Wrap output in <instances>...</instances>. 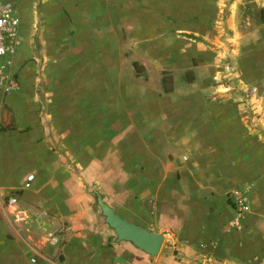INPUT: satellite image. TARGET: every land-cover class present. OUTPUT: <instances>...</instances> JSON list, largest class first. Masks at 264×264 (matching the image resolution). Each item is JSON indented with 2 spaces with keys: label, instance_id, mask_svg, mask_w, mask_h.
Returning a JSON list of instances; mask_svg holds the SVG:
<instances>
[{
  "label": "crops",
  "instance_id": "1",
  "mask_svg": "<svg viewBox=\"0 0 264 264\" xmlns=\"http://www.w3.org/2000/svg\"><path fill=\"white\" fill-rule=\"evenodd\" d=\"M176 1H13L29 30L13 64L0 61V264H264V89L246 99L257 116L240 115L237 62L264 59V0H235L227 83L208 45L218 30ZM131 56L162 77L192 59L208 72L183 95L129 86ZM232 190L247 197L239 216ZM97 197L160 233L157 254L117 240Z\"/></svg>",
  "mask_w": 264,
  "mask_h": 264
},
{
  "label": "rangeland",
  "instance_id": "2",
  "mask_svg": "<svg viewBox=\"0 0 264 264\" xmlns=\"http://www.w3.org/2000/svg\"><path fill=\"white\" fill-rule=\"evenodd\" d=\"M10 1L12 6L15 10V16L18 19V35L19 37H25L28 35V28L29 26L26 24L25 17L22 18L19 6L14 4V0H7ZM177 4H182L183 0H177ZM193 6H189V8H184V11L188 10L189 20L191 21H197L199 23V26H204L205 28L210 26L214 27L213 29L218 30V34H220V41H212L210 44V48L216 47L217 48V64H218V73L215 74V80L217 83L225 82L227 83V80H222V76L226 73H231L230 75H233L235 68L232 65L235 59L232 58L233 51L230 49L232 48V39L229 37L230 30H231V24L228 25V17L230 14V17H232L233 9L235 7V0H194ZM217 7V8H214ZM219 8V10H218ZM245 9V8H244ZM246 10V9H245ZM260 15L259 17H256L257 20H263L264 16L261 11H257ZM255 19V20H256ZM235 22L240 23H249L251 22V14L248 10L241 13L240 16H238L235 19ZM126 33V32H125ZM125 38V34L123 36ZM126 43V38H125ZM24 41H21L19 44H17L14 47L13 53L10 55H7L11 63L13 64L15 55L20 51V49L23 47ZM207 44V43H205ZM207 51H211L208 49ZM131 48H128L127 46H124V56L128 57V54L131 53ZM4 56L0 57V61L3 60L2 58ZM131 56L129 59L124 60L125 64V71L126 73L130 71V75H126L127 82L129 83V86H131V83H147L150 86H156L157 90L161 85H163L161 78L164 81L165 87H168L169 89H172L175 93V95H183L186 92H188L189 85L194 83V80H199L205 77V75L208 72L207 67L205 64L198 65L201 63H197L196 60H191V66L188 67V71L184 73L182 68L177 69L174 68V72L171 75H164L162 77V73L165 74L167 71L165 70H159L156 69L157 66L155 65H149L148 68L144 66H136L133 62H131ZM240 63V67H242V71H244L248 77L249 85L247 88L243 89V98H241V107L239 110L240 115H243L245 117H256L257 114L255 113L254 109H252L246 99L250 96L251 93L258 91L260 88L264 89V59H257V60H240L238 61ZM253 63V64H252ZM11 64V65H12ZM135 65V66H134ZM147 70V74L142 75V69ZM125 79V78H124ZM95 80V79H94ZM134 85H132V88H134ZM136 87H139L138 85ZM162 87V86H161ZM144 93V89H142ZM161 90V88H160ZM138 91V90H137ZM141 93V94H142ZM161 94V92H158Z\"/></svg>",
  "mask_w": 264,
  "mask_h": 264
},
{
  "label": "built area",
  "instance_id": "3",
  "mask_svg": "<svg viewBox=\"0 0 264 264\" xmlns=\"http://www.w3.org/2000/svg\"><path fill=\"white\" fill-rule=\"evenodd\" d=\"M18 19L15 16V10L10 1L0 0V57L13 53L14 47L19 42ZM9 84V87H13ZM32 180V175L28 174L23 182V187H28ZM227 200L230 207L239 216L248 210L246 195L238 190H232L227 193ZM7 205H15V195H9L5 198ZM15 221H23L25 215L19 210H14Z\"/></svg>",
  "mask_w": 264,
  "mask_h": 264
},
{
  "label": "water",
  "instance_id": "4",
  "mask_svg": "<svg viewBox=\"0 0 264 264\" xmlns=\"http://www.w3.org/2000/svg\"><path fill=\"white\" fill-rule=\"evenodd\" d=\"M96 203L104 217V221L112 228L117 240L130 241L150 256L157 254L162 243L160 233L149 231L121 218L100 197L96 198Z\"/></svg>",
  "mask_w": 264,
  "mask_h": 264
},
{
  "label": "trees",
  "instance_id": "5",
  "mask_svg": "<svg viewBox=\"0 0 264 264\" xmlns=\"http://www.w3.org/2000/svg\"><path fill=\"white\" fill-rule=\"evenodd\" d=\"M162 83H163V91H165V92L169 91V88L165 87L163 79H162Z\"/></svg>",
  "mask_w": 264,
  "mask_h": 264
}]
</instances>
